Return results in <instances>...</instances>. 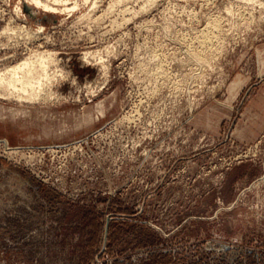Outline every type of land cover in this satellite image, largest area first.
<instances>
[{
    "label": "rangeland",
    "instance_id": "374dc122",
    "mask_svg": "<svg viewBox=\"0 0 264 264\" xmlns=\"http://www.w3.org/2000/svg\"><path fill=\"white\" fill-rule=\"evenodd\" d=\"M25 1L0 67L57 95L0 97V264H264V0Z\"/></svg>",
    "mask_w": 264,
    "mask_h": 264
},
{
    "label": "bare ground",
    "instance_id": "6f19581e",
    "mask_svg": "<svg viewBox=\"0 0 264 264\" xmlns=\"http://www.w3.org/2000/svg\"><path fill=\"white\" fill-rule=\"evenodd\" d=\"M53 1H55V3H56V2H59L60 0H53ZM64 1H62V2L65 4ZM32 3H34L36 5V7H38L39 5H41V6L43 5V7H48V8L50 7L51 9L54 8L53 5L51 3H49L47 0H44V1L43 0H29V2H27V1L24 2V4L27 5V6L31 5ZM94 4H95V2H94ZM75 6L76 5H74L73 7H75ZM96 18H95V20H97ZM13 38H10V40L13 39ZM24 38L28 39L30 37H24ZM17 39H19V38H17ZM31 39L32 38H30V40ZM16 41H14V43ZM25 41H26V39H25ZM28 41L29 40H27V43H28ZM19 42L21 43L22 41H19ZM13 44H12V46H13ZM23 44H25V43H23ZM17 45H18V42H17ZM23 46H26V45H23ZM88 53L90 55V52H88ZM86 56H88V55L86 54ZM56 58H55V55L53 53H51V52H38L36 50L34 53L33 52L32 53H28V55H26V57L24 56L23 59H21L20 61H18L14 65L7 64V66H4L3 68L0 67V97H3V98L6 97V99L15 97V99H18V98L20 99L21 98L22 100H25V99L26 100L27 99L34 100V99H37L39 96H43V95H48V96L57 95L56 92L54 93L50 89L52 82L55 80V77L57 76V74H56L57 72H54V68L55 67L52 69V65L56 64L55 63L56 62ZM102 63H101V65H102ZM106 68L104 67L105 71H106ZM56 69H57V67H56ZM62 71H63V69H62ZM62 71H61V74L65 75L64 74L65 72L63 71L64 73H62ZM57 78H58V76H57Z\"/></svg>",
    "mask_w": 264,
    "mask_h": 264
}]
</instances>
